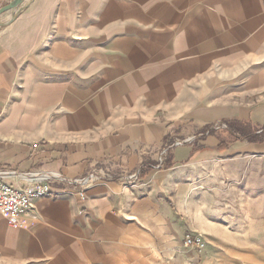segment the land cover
I'll return each instance as SVG.
<instances>
[{
  "label": "crops",
  "instance_id": "crops-1",
  "mask_svg": "<svg viewBox=\"0 0 264 264\" xmlns=\"http://www.w3.org/2000/svg\"><path fill=\"white\" fill-rule=\"evenodd\" d=\"M123 1L119 7L128 11L134 1ZM261 1L256 0L258 5L253 9L245 8L244 0L239 6L229 0H188L187 9H184L187 4L180 5L179 1L155 0V8L141 3L147 11L139 16L132 14L127 21L133 22H126L125 31L116 28L119 21L115 15L111 24L101 28L100 22L107 14L101 11L99 0H94L92 13L85 0H25L19 9L0 16V171L9 173L6 181L23 187L36 172L56 173L75 180L100 168L109 170L113 176L111 181L88 187L85 202L79 200L68 183L53 184L52 194L35 200L39 222L31 230L12 227L0 213V264H133L136 254L146 253L158 237H165L166 223L173 224L174 203L181 196L191 199L197 196V180L206 176L211 161L238 145H250L252 153L264 152V137L261 143H249L246 139L233 142L225 130L210 136L199 132L193 140L175 145L164 160V168L157 169L160 154L173 144H168L173 137L172 126L160 120L133 121L117 124L101 136L94 130L99 125V114L86 112L84 96L88 89L80 87L84 83L80 78L99 73L103 62L107 69L102 82L114 81L112 92L121 81L132 85L134 82L130 80L135 78V89L122 88L123 101L115 98L111 102L131 108L130 96L137 90L134 95L141 97L140 89L149 80L141 70L142 79L130 74L133 67L130 63L135 61L137 68L144 64L142 59L136 63L140 61L136 54L144 52L145 45L135 44L134 49L129 45L144 42L145 34L146 40L160 42L166 57L172 50L169 59L173 60V66L192 72L188 84L193 85L196 75L210 69L214 59L225 63L226 56L221 54L236 42L234 36L244 34L255 19L264 21ZM10 2L0 0V9ZM77 4L82 8L79 14L70 11ZM90 18L100 21L98 32L88 31L92 24L97 25L89 22L87 27L85 21ZM102 31L109 36L102 40L106 45H99ZM88 36L97 37L92 41L96 40L98 45L85 46L84 39H90ZM165 42L168 45L163 47ZM47 46L58 68L65 69L66 74L76 69L80 78L70 82L57 80L62 72L53 71V67L49 79L24 77L26 63ZM101 46H105V57L96 50ZM262 70V77L249 83L245 91L259 97L253 108L232 114L225 104L211 103L202 109L204 112H190L189 116L194 118L187 122L196 119L194 124L198 121L203 125L200 128L214 123L224 125L227 120L262 126ZM169 85L168 90L162 88V95L156 94L158 97L154 98L181 94L184 82L175 80ZM189 91L195 98V90ZM112 106L109 105V110ZM54 109L58 110L57 115L51 118ZM223 141L229 147L220 151ZM169 163L174 165L168 166ZM138 172L137 181L127 180Z\"/></svg>",
  "mask_w": 264,
  "mask_h": 264
},
{
  "label": "rangeland",
  "instance_id": "rangeland-1",
  "mask_svg": "<svg viewBox=\"0 0 264 264\" xmlns=\"http://www.w3.org/2000/svg\"><path fill=\"white\" fill-rule=\"evenodd\" d=\"M85 1L88 4V11L92 13L94 0ZM132 1L134 2L128 7L130 9L127 11L119 7L124 3L123 0H99L101 11L107 16L101 22L96 19L94 20L97 22H94L92 18L86 20L87 27H89L87 25L89 22L97 23L95 26L92 24L93 28L88 31L98 32L100 25L98 22L101 23V28L111 24L112 19L115 18L113 15L118 18L119 22H117V26L113 25L112 27L116 26L119 30L123 29L122 31H125L126 22L127 24L133 22L127 21L132 14L139 16L147 11L146 7L141 3H147L154 8L157 5L155 0H128V2ZM167 1H179L180 5L182 2L188 3V0ZM229 1L236 3L238 6L242 2V0ZM112 3H115V5H112ZM254 5H258L256 0H244L245 8L249 6L253 9ZM260 5H262L261 8L263 9L261 12L264 14V0L260 2ZM187 8L188 4L184 9ZM184 9H181V11H184ZM70 11L79 14L82 12V8L80 4H77L72 6ZM85 17L87 19L88 16L86 15ZM112 27H109V29ZM146 31L149 32L150 29H146ZM105 32L102 31V35L99 36V45H106V41H102L109 38V36L103 34ZM152 32L154 34L157 33L156 31ZM140 33L144 34L142 31ZM147 37L148 34H145L144 42L134 41L132 44L129 43L132 49L135 48V44L139 46L145 45L142 48L144 52L136 54L140 58V61L136 63H140L142 59L145 61L144 64L139 65L140 67L137 68L134 66L135 61L130 63L133 66L130 74L142 79L139 73L141 70V72L147 74V81L149 80L148 85L144 89H140L141 97L137 94L134 95L135 92H139L137 90H134L133 96H130L131 108L121 105V103L111 102L115 98L121 102L123 96L120 92L122 88L135 89V78L130 80V82H134L132 85L128 80H126L128 81L127 83L121 81L112 92L111 87H113L114 81L110 83L102 82L103 75L106 74L107 69L103 62L100 63L99 73L95 74L94 72L95 75L92 77L86 75H84V78L79 77L84 81L80 87L88 89L84 96L86 112L94 111L99 114V125L94 130L101 136L109 133L118 126L117 124L133 121L154 122L160 120L164 121L167 126H172L173 137L169 139L168 144H173L162 151L157 166V169H163L164 160L169 158V153L175 145H180L179 143L182 145L185 141L193 140V137L199 132H205V136H210L226 128H219V126L226 125H223V123H214L209 125L210 127L208 128H200L203 125H199L198 121L194 124L196 119L187 122L194 118V116H189L190 112L195 113L200 110L204 112L202 109L211 103L215 106L225 104V107L232 114H236L240 109L248 111L253 108V102H256L259 97L257 95L253 96V94L248 95L245 91L249 83L263 75L264 21L255 19L247 26L244 34L234 36L233 40L236 42H232L228 46V52L221 54L226 56L225 63L214 59L210 69L202 72L203 74L196 75V79L192 80L194 82L193 85L188 84L189 79L193 78L192 72L189 70L180 71L173 66V60L169 59L173 56L172 50L168 53L169 57H166L161 52L162 46H160V42L155 39L152 40L153 43L151 40H146ZM88 38L90 39H84L86 41L85 46L98 45L96 40L92 41L93 39H98L97 37L88 36ZM244 44L247 46L243 47ZM167 45L168 42H165L163 47ZM48 46H51V44ZM48 46L39 51L31 59V62L26 63L23 69V76L30 78L35 75L43 79H49V71L53 67V71L62 72L61 75L58 74L60 76L57 78L54 76V79H64L68 82L72 79L76 80L78 78L77 70L70 69V73L66 74L65 69L61 70V68H58L55 56L52 57L50 55ZM104 47L96 48L103 57L107 56ZM93 51L88 54L92 55ZM237 56L238 60L236 61ZM146 58H148V61H146ZM236 65H239V67ZM90 68L93 69L92 66ZM145 79L146 77H144ZM175 80L184 82L181 94L172 96V94L170 95L166 92L168 95L154 98L158 97L156 94L162 95L161 89L164 87L167 89V87H170L169 84L175 82ZM19 85L23 87V85ZM195 86L196 89L194 88ZM191 89H194L197 93L195 98H193L192 92H188ZM142 93H145L148 98L143 96ZM110 104L113 106L109 110ZM57 111V109H54L50 113V117L55 118ZM197 128H199L198 131ZM250 149V145L246 147L240 145L236 148L230 147L218 159L211 161L206 176H201L197 180V196L193 199L181 196L180 201L174 203L173 224L166 223V228L164 229L165 237H158L156 243L153 242L146 253L136 254L132 263L264 264V152L252 153ZM186 234L202 239L205 244L204 247H187L184 243Z\"/></svg>",
  "mask_w": 264,
  "mask_h": 264
},
{
  "label": "built area",
  "instance_id": "built-area-1",
  "mask_svg": "<svg viewBox=\"0 0 264 264\" xmlns=\"http://www.w3.org/2000/svg\"><path fill=\"white\" fill-rule=\"evenodd\" d=\"M220 127L227 128L226 125ZM8 174V172L0 171V213L8 220V223L12 227L23 230H31L37 226L39 215L35 209V200L52 194L53 184L57 182L68 183L74 187L79 200L85 202L87 200L88 187L95 183L113 180L110 171L102 168L75 180L65 179L56 173L36 172L31 174L32 178L29 184L17 187L6 181L5 178ZM139 175L140 172L130 175L127 177V180L129 182L137 181ZM184 243L187 247L203 248L205 245L202 239L191 234H186Z\"/></svg>",
  "mask_w": 264,
  "mask_h": 264
},
{
  "label": "trees",
  "instance_id": "trees-1",
  "mask_svg": "<svg viewBox=\"0 0 264 264\" xmlns=\"http://www.w3.org/2000/svg\"><path fill=\"white\" fill-rule=\"evenodd\" d=\"M224 123L227 125V129H225V131L227 132L228 136H230V138L233 140V142H238L242 139H246L249 143L263 142L264 124L262 126H253L251 123L239 122L237 120H227ZM260 131L261 133H259ZM228 147L229 145L223 141L219 146V150L224 151L228 149ZM173 165V163L168 164V166Z\"/></svg>",
  "mask_w": 264,
  "mask_h": 264
},
{
  "label": "water",
  "instance_id": "water-1",
  "mask_svg": "<svg viewBox=\"0 0 264 264\" xmlns=\"http://www.w3.org/2000/svg\"><path fill=\"white\" fill-rule=\"evenodd\" d=\"M24 2L25 0H12V2H10L9 4H7L6 6L0 9V16L6 12L19 9L24 4ZM184 143H186V141L183 142L182 144Z\"/></svg>",
  "mask_w": 264,
  "mask_h": 264
}]
</instances>
